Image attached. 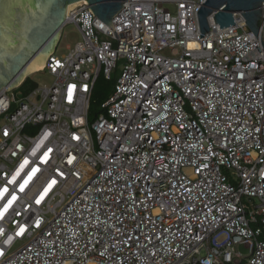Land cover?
<instances>
[{"label": "built area", "instance_id": "built-area-1", "mask_svg": "<svg viewBox=\"0 0 264 264\" xmlns=\"http://www.w3.org/2000/svg\"><path fill=\"white\" fill-rule=\"evenodd\" d=\"M204 1L77 0L52 84L0 90V264H264V1L201 38Z\"/></svg>", "mask_w": 264, "mask_h": 264}, {"label": "water", "instance_id": "water-1", "mask_svg": "<svg viewBox=\"0 0 264 264\" xmlns=\"http://www.w3.org/2000/svg\"><path fill=\"white\" fill-rule=\"evenodd\" d=\"M75 1L10 0L12 6L9 8V0H0V90L19 85L29 73L34 72L26 71L40 66L44 58L46 62L66 24L67 6ZM88 1L93 12L109 25H113V15L124 6V0ZM263 1L205 0L198 9L201 38L213 31L209 17L213 15L223 29L234 25V13L241 14L248 27L258 34ZM262 45L264 47L263 38Z\"/></svg>", "mask_w": 264, "mask_h": 264}, {"label": "rangeland", "instance_id": "rangeland-1", "mask_svg": "<svg viewBox=\"0 0 264 264\" xmlns=\"http://www.w3.org/2000/svg\"><path fill=\"white\" fill-rule=\"evenodd\" d=\"M171 9H173V7H171ZM82 38H83L82 33L74 22H69L65 24L62 27L59 41L56 44V47L54 50L55 53L57 55H61V54L69 52L70 50L69 47H73ZM120 64H121V61H120ZM119 74H120V69L112 73L111 79H106L103 74L100 76V78L103 79L104 82L108 84L107 93H106L105 98L98 99L94 91V95L92 96V99H91V111L89 114L90 122H93L96 119L97 114L102 110L101 103L107 98L108 94L112 90L114 83L116 82V79ZM28 76L31 79H33V81L32 83L29 82L28 84L21 85L15 88V92L17 93L18 97L25 96L28 92H30L36 86L50 85L52 84L54 80V76L50 74L47 70H44V71L37 70V71L29 73ZM0 124H1V121H0ZM255 201L258 202V200H255ZM239 250L242 251L244 255L249 254V250L242 245L239 246Z\"/></svg>", "mask_w": 264, "mask_h": 264}, {"label": "trees", "instance_id": "trees-1", "mask_svg": "<svg viewBox=\"0 0 264 264\" xmlns=\"http://www.w3.org/2000/svg\"><path fill=\"white\" fill-rule=\"evenodd\" d=\"M33 79L27 76L22 83V85L28 84L29 82L32 83ZM108 84L104 82L103 79L100 77L97 79L96 86H95V94L98 99L105 98L107 93ZM94 95V94H93Z\"/></svg>", "mask_w": 264, "mask_h": 264}, {"label": "bare ground", "instance_id": "bare-ground-1", "mask_svg": "<svg viewBox=\"0 0 264 264\" xmlns=\"http://www.w3.org/2000/svg\"><path fill=\"white\" fill-rule=\"evenodd\" d=\"M76 3L77 2L75 1V2H71L70 4H68L67 10L71 9L72 7H74ZM44 64H45V58L43 59V62H42V64L40 66L31 68L30 70H28L26 72H30V71H35V70L42 69L44 67Z\"/></svg>", "mask_w": 264, "mask_h": 264}, {"label": "snow or ice", "instance_id": "snow-or-ice-1", "mask_svg": "<svg viewBox=\"0 0 264 264\" xmlns=\"http://www.w3.org/2000/svg\"><path fill=\"white\" fill-rule=\"evenodd\" d=\"M12 5H11V2H10V0H9V2H8V4H7V7H11ZM48 151H51V149H48ZM53 183H54V181H53ZM24 189H23V186L21 187V191H23ZM5 191H7V190H5ZM45 191H47V189H45ZM42 198V197H41ZM37 203H39V200L37 201ZM7 211V208H5V212ZM0 254H2V253H0Z\"/></svg>", "mask_w": 264, "mask_h": 264}]
</instances>
